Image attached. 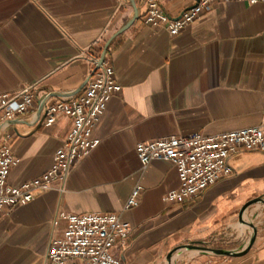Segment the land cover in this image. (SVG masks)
<instances>
[{
  "label": "crops",
  "instance_id": "1",
  "mask_svg": "<svg viewBox=\"0 0 264 264\" xmlns=\"http://www.w3.org/2000/svg\"><path fill=\"white\" fill-rule=\"evenodd\" d=\"M178 18L196 0H157ZM139 18L110 43L105 60L122 86L90 131L99 144L58 184L0 219V264H44L50 239L61 237V212L119 213L132 226L114 249L122 264H159L186 242L231 227L241 207L264 196V152L229 160L234 173L182 204L166 201L180 185L170 161L143 166L140 142L264 126V2L219 1L172 36L144 24L149 0H135ZM134 15L130 0H0V94L36 86L46 104L74 96L92 74L106 41ZM36 115V114H35ZM14 122L7 133L17 163L9 182L21 185L49 169L73 119ZM140 204L126 208L133 188ZM234 264H264V229Z\"/></svg>",
  "mask_w": 264,
  "mask_h": 264
},
{
  "label": "built area",
  "instance_id": "2",
  "mask_svg": "<svg viewBox=\"0 0 264 264\" xmlns=\"http://www.w3.org/2000/svg\"><path fill=\"white\" fill-rule=\"evenodd\" d=\"M219 1L227 0H198L180 17L172 18L157 0H149L143 21L147 26L164 28L175 36ZM235 1L251 4L264 2ZM99 59H93L95 66ZM121 90L113 66L104 60L80 93L46 104L42 114L47 126L67 116L73 119V128L56 150L49 169L21 185L9 182V174L17 159L12 151V137L7 130L14 120H31V116L36 114L34 103L37 89L36 86H27L18 92L0 94V219L11 209L34 200L38 192H46L56 184L60 190H64L74 164L99 144V139L91 138L90 131L109 101L119 95ZM254 151L264 152V126H251L215 135L196 132L169 136L140 142L136 146V154L143 166L157 159L175 165L180 185L166 196V201L173 204H182L199 197L210 186L234 173L229 163L232 157ZM141 191L139 185L133 188L126 208H135L140 204ZM61 219L66 221V227L61 237L50 239L44 264H122L121 258L114 255V249L125 244L132 233V226L123 221L119 213L61 212L55 225Z\"/></svg>",
  "mask_w": 264,
  "mask_h": 264
},
{
  "label": "rangeland",
  "instance_id": "3",
  "mask_svg": "<svg viewBox=\"0 0 264 264\" xmlns=\"http://www.w3.org/2000/svg\"><path fill=\"white\" fill-rule=\"evenodd\" d=\"M259 229H264V201L252 204L244 213L243 220L236 216L228 229L231 234H221L201 242H186L173 249L170 259L166 256L159 264H234L252 250L255 241L249 251L242 254ZM222 251H232L234 255L227 256Z\"/></svg>",
  "mask_w": 264,
  "mask_h": 264
},
{
  "label": "water",
  "instance_id": "4",
  "mask_svg": "<svg viewBox=\"0 0 264 264\" xmlns=\"http://www.w3.org/2000/svg\"><path fill=\"white\" fill-rule=\"evenodd\" d=\"M130 2H131V4H132V6H133V9H134V15H133V17L122 27V28H120L117 32H115L107 41H106V43H105V45H104V47H103V51H102V54H101V57H100V59H99V61H98V63L96 64V66H95V68H94V70H93V72H92V74L103 64V62H104V60H105V57H106V53H107V50H108V47H109V45H110V43L112 42V40L114 39V38H116L118 35H120V34H122L123 32H125L134 22H135V20H137L138 18H139V9H138V7H137V5H136V2H135V0H130ZM196 2H198V0H196ZM193 7V6H192ZM191 8V7H190ZM190 8H188V9H190ZM187 9V10H188ZM92 74L90 75V77L92 76ZM89 77V78H90ZM89 78H88V80H89ZM88 80L83 84V86H81V88L79 89V90H77L73 95H76V94H78V93H80L81 91H82V89L86 86V84H87V82H88ZM50 96H45V97H43L41 100H40V102H39V107H38V110H37V113H36V118H35V121L37 122V121H39L40 119H41V117H42V113H43V109H44V106L46 105V102H47V100H48V98H49ZM14 122H22V123H29V120H18V119H16V120H14L12 123H14ZM258 201H264V199L262 198V197H259V198H254V199H251V200H248L242 207H241V210H240V212H239V217H240V219L241 220H243V215H244V213L246 212V210L252 205V204H254V203H256V202H258ZM254 241H255V237L254 238H252V240H251V242H250V245L248 246V248L246 249V250H244L243 252H242V254H246L248 251H249V249L252 247V245H253V243H254ZM186 246H191V245H186ZM222 253L224 254V255H227V256H231V255H234V252H232V251H222ZM172 254H173V250H171L170 252H169V254L167 255V257H168V259H170L171 258V256H172Z\"/></svg>",
  "mask_w": 264,
  "mask_h": 264
},
{
  "label": "bare ground",
  "instance_id": "5",
  "mask_svg": "<svg viewBox=\"0 0 264 264\" xmlns=\"http://www.w3.org/2000/svg\"><path fill=\"white\" fill-rule=\"evenodd\" d=\"M191 253H193V252H191ZM196 253V252H195ZM197 254V253H196ZM182 257V256H181Z\"/></svg>",
  "mask_w": 264,
  "mask_h": 264
}]
</instances>
